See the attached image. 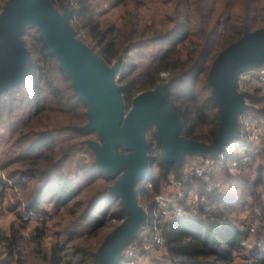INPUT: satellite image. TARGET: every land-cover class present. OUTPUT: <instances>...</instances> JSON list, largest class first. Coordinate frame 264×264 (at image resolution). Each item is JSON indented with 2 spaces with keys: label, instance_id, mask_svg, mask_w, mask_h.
<instances>
[{
  "label": "trees",
  "instance_id": "1",
  "mask_svg": "<svg viewBox=\"0 0 264 264\" xmlns=\"http://www.w3.org/2000/svg\"><path fill=\"white\" fill-rule=\"evenodd\" d=\"M52 1L60 11L65 7L71 10L70 23L74 16L83 17L85 21L92 20L94 9L89 0H73L74 3L72 0ZM170 1L173 2L175 11L172 16L174 22L172 28L151 36L149 41H130L131 46H124L126 50L137 49V55L141 60L145 55L138 50L148 49L150 44L154 48L148 56L146 55L147 61L142 63L146 65L145 72L134 75L122 89L123 97L125 101L127 100L125 106L129 109L137 94L160 85L163 81L160 74L163 71H170L172 77L165 93L181 119L182 134L195 140L211 142L208 138L192 136L195 128H203L209 123L210 134L215 138L220 124L218 105L212 98V86L208 82L210 69L218 55L226 47L237 42L247 29L264 27V0ZM121 2L122 0L115 1L116 5ZM71 25L76 31V36L86 44L80 30H84L90 36L93 26L87 22ZM27 28L34 30L29 38H25ZM21 37L29 50L25 78L16 86L20 91L19 96H12L8 101H0V124L15 131L22 120V107L36 114L47 107V100L67 112L75 111L80 121H87V105L75 94L71 78L61 67L57 57L49 52L38 27L35 25L26 27ZM185 38H189L191 44L196 47L187 65L183 64L177 50L178 44ZM92 49L99 54L100 50L97 47ZM137 65L129 62L126 65V72ZM202 91L204 96L201 95ZM253 101L264 103V96H255ZM176 103L179 104L178 107ZM262 112L264 113V110ZM186 114H190L192 120L188 121ZM67 131L72 136L87 133L80 131L76 126H71ZM57 134L56 129L37 133L23 132L16 142L33 160L45 151L50 154L46 166L41 167L34 161L10 176L15 186L22 190L26 200L24 210L29 214L42 211L45 201H54L57 206L64 205L79 191L75 175L70 174L73 163L69 162V156H72L73 150L82 148L86 144L85 140L72 144L66 142L59 148H54ZM153 137L157 140L156 131ZM147 140L152 168L147 183H151L152 188L150 191L147 183L139 182L137 184H142V188L138 189L136 184V189L142 198L151 202L152 206L154 195L161 191L162 185L171 174L182 179L185 185H189L191 179L184 175L182 167L178 168L174 164L162 161L159 145L153 150L151 147L153 140ZM234 141L231 140L229 144ZM117 150V153H120V150L126 151L122 146ZM207 155L210 154L203 156ZM258 156H263L264 159V154H251L248 168L253 167ZM93 165L96 166V163ZM153 166L157 167V175H154ZM81 167L86 168L87 165ZM224 168L225 176H229L226 167ZM255 171L254 176L246 169L232 177L230 188L225 192L214 193L209 206L203 207L196 215L167 220L163 226V234L174 264H264V225L252 236L250 228L240 215L243 211L259 208L263 212L264 222V161L256 166ZM194 182L196 184L199 181ZM1 195L0 193V197ZM115 201L120 199L110 191V186L96 194L77 220L69 225L71 238L84 230L97 232L114 215L123 219L125 212L121 204L117 212L111 213ZM18 218L19 220L11 222L8 235L0 234V244L12 256L14 250L23 244V232L28 225L27 220H21V213ZM38 236L41 237L42 234L37 228L31 232V241H35ZM64 251L65 247L61 242L54 245L50 254L46 256L47 264H82L86 255H90L93 262L95 259L96 251L88 254L85 248L79 249L81 258L78 261L76 252L69 254ZM18 253V261L22 263L23 254L21 250H18ZM238 259H241L242 263L238 262Z\"/></svg>",
  "mask_w": 264,
  "mask_h": 264
},
{
  "label": "water",
  "instance_id": "2",
  "mask_svg": "<svg viewBox=\"0 0 264 264\" xmlns=\"http://www.w3.org/2000/svg\"><path fill=\"white\" fill-rule=\"evenodd\" d=\"M71 10L60 11L52 0H7L0 13V92L20 85L28 63V47L21 37L31 25L40 30L49 52L56 56L72 81L75 94L87 105L88 121L76 126L95 131L100 142L85 143L95 154V163L106 179H115L110 191L119 197L125 217L95 252L93 264H118L126 246L138 235L148 214L138 201L136 184L152 173L147 131L156 127L160 154L165 163L181 168L187 156L220 155L238 138L239 115L248 106L238 91L239 77L264 63V27L247 29L214 61L208 82L218 105L220 124L212 142L182 134V122L165 90L169 83L140 92L127 109L122 87L116 82L121 59L106 64L88 48L70 23ZM122 146L125 152L117 153Z\"/></svg>",
  "mask_w": 264,
  "mask_h": 264
},
{
  "label": "rangeland",
  "instance_id": "3",
  "mask_svg": "<svg viewBox=\"0 0 264 264\" xmlns=\"http://www.w3.org/2000/svg\"><path fill=\"white\" fill-rule=\"evenodd\" d=\"M6 1L0 0V13ZM115 1L89 0V3L92 4L91 6L94 9L92 20L85 21L83 17L74 16L71 23L76 25L87 22L93 26L91 27L90 36L82 29L80 30V34L88 48L92 49V47H97L100 50L99 54H97L100 55V58L106 64L111 66L121 59V67L115 79L117 84L124 88L134 75L139 72H145L146 65L142 63L147 61L148 54L154 50L151 44L148 49L138 50V52L145 55L141 60V57L137 55V49L126 50L124 46H131L130 41H149L151 36L172 28L174 24L172 16H174L175 11L173 2L170 0H122L117 5ZM72 3H74L73 0ZM73 5L75 6V4ZM33 33L34 30L32 28H27L25 38H29ZM177 50L181 61L187 65L191 56L194 55L196 47L191 44L189 38H185L178 44ZM129 62H134L138 65L134 69L126 72V65ZM163 72L160 74V77L163 79L161 84L168 83L172 77L170 71ZM253 89L256 90V97L264 96V88L258 84H254ZM199 90L201 92V87ZM201 95L204 96L203 91ZM123 101L127 105V100L125 101L124 97ZM47 104V107L43 111L36 114L22 107V120L15 131H11L6 125L3 126L0 124V193L2 194L0 197V234H9L11 222L13 220H19L20 213L22 214L21 220H27L28 222L27 228L23 232L24 242L19 248L14 250L13 256L0 244V264H47L46 256L50 254L52 247L58 244V242H61L65 247V253L70 254V252H76L78 261L81 258V253L78 252L79 249L85 248L88 254L96 251L105 237L122 222V219L114 215V217H110L105 225L95 233L84 230L72 236V238L69 234V225L77 220L88 206L90 200L100 191L111 186L115 181V179H106L100 172L98 166L93 165L95 162V154L88 144H85L82 148L73 150L72 156H69V162L73 163L70 174L75 175V180L79 185V191L76 196L61 206L55 205L54 201L51 200L45 201L42 205V211L36 214H29V212L27 213L24 210L26 200L22 190L19 186H15V182L10 176L34 161L41 167L46 166L50 154L48 151H45L33 160L31 156L24 153L16 144L20 136L23 135V132L37 133L46 130H58L54 148H59L66 142L72 144L87 139L101 143L95 131L87 132L84 135H70L67 130L71 126L84 125L88 120L80 121L75 115V111L67 112L54 102H50V100H47ZM256 104L259 114L264 117V113L262 112L264 110V103L258 101ZM176 106L178 107L179 104L176 103ZM126 108L128 109V107ZM185 117L188 121L192 120L190 114H186ZM155 131L156 127H151L147 131V139L154 140L153 133ZM210 131L211 126L209 123H206L203 128H195L192 136L208 138L212 142L214 137L211 136ZM118 147H116V151H118ZM122 152L124 151L120 150V153ZM207 156L209 157L211 155ZM263 161V156H258L253 167L246 168L247 172L254 176L256 174V166ZM80 164H82L81 166L87 165V167H81ZM153 168L154 175H157V167L153 166ZM224 171L225 168L221 169L214 176L215 179H230L228 175L225 176ZM137 186L138 189L142 188V184H137ZM146 186L151 191V188L148 185ZM138 201L141 205H150L151 203L149 200L142 198L139 190ZM119 208L120 201H115L112 204L111 213L117 212ZM247 211L241 212L240 215L242 218ZM263 225L262 212L259 227L255 230L250 229L249 232L254 236L262 229ZM37 228L41 231L42 236H38L35 241H31V232ZM18 250H21L23 254L24 260L22 263L18 261ZM238 262L242 263L241 259H238ZM82 264H93L90 255H86V259Z\"/></svg>",
  "mask_w": 264,
  "mask_h": 264
},
{
  "label": "built area",
  "instance_id": "4",
  "mask_svg": "<svg viewBox=\"0 0 264 264\" xmlns=\"http://www.w3.org/2000/svg\"><path fill=\"white\" fill-rule=\"evenodd\" d=\"M254 84L264 88V66L247 71L239 77L238 91L245 94L244 102L248 107L239 115L238 138L228 144L218 157L187 156L182 170L191 179V183L185 185L182 179L171 174L162 190L154 195L152 206L140 204L148 214L147 222L123 250L118 264H174L163 234L167 220L194 216L203 207H208L214 193L227 191L231 186V178L248 168L251 154H264V117L259 114L257 104L253 101L256 96ZM19 95L20 91L14 87L0 92V101H8L12 96ZM151 147L155 150L158 140H153ZM224 167L230 179L213 178ZM195 180L199 182L195 184ZM147 185L152 188L151 183ZM261 217L259 208L248 210L243 215L251 230L259 227Z\"/></svg>",
  "mask_w": 264,
  "mask_h": 264
}]
</instances>
